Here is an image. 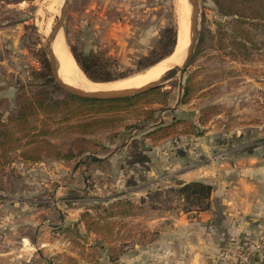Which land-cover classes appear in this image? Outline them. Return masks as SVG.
Returning <instances> with one entry per match:
<instances>
[{
  "label": "rangeland",
  "instance_id": "374dc122",
  "mask_svg": "<svg viewBox=\"0 0 264 264\" xmlns=\"http://www.w3.org/2000/svg\"><path fill=\"white\" fill-rule=\"evenodd\" d=\"M263 1L198 0L199 38L184 72L152 92L112 104L119 109L103 112L107 105H100V113L85 110L62 126L97 123L56 132L52 147L41 146L45 167L74 171L75 192L59 198L67 200L60 207L68 222L64 225L55 210L51 214V222L69 241L68 249L51 259L55 264H162L163 234L177 232L181 217H193L207 206L178 192L194 182H185L180 174L197 167V160L207 154L208 160L220 163L231 149L250 152L264 145V21L254 19L249 10L264 16ZM46 2L24 0L9 7L0 2V22L8 18L11 26L4 55L19 58L7 60L0 76L9 72L10 82L18 81L17 89L22 86L28 96L34 93L35 74L46 72V66L59 87L45 48L53 26L44 32L38 21ZM177 3L70 0L60 35L73 57V52L83 59L102 53L116 63L107 72L126 79L148 70L143 65L165 52L174 31L178 40ZM185 3L188 17L191 5ZM62 6L49 24L61 16ZM24 22L19 37L16 28ZM2 100L3 113H12L9 104L15 100ZM69 153L72 160L56 158ZM6 179L15 187L29 184L0 174V184ZM46 180L36 177L32 182L43 185ZM36 195L42 201L48 196L43 191ZM78 225L80 235L75 232Z\"/></svg>",
  "mask_w": 264,
  "mask_h": 264
},
{
  "label": "crops",
  "instance_id": "0c3cea01",
  "mask_svg": "<svg viewBox=\"0 0 264 264\" xmlns=\"http://www.w3.org/2000/svg\"><path fill=\"white\" fill-rule=\"evenodd\" d=\"M25 25L26 22L16 28L19 37ZM10 33L6 18L0 22V68L8 65L7 60H19L18 57L9 59V53L4 55L9 51ZM10 79L9 72L0 76V99H14L19 82L14 85ZM229 152L220 163L208 160L210 154H207L208 158L197 160V167L180 174L191 177L184 178L185 182L209 184L213 191L208 209L197 211L193 217H181L177 232L163 234L162 264H240L239 255L244 249L254 253L255 264H264V145L257 151L231 149ZM0 174L29 183L15 187L7 184L9 179H6L0 184V234L5 237L0 245V264H55L51 259L64 253L69 241L59 233L60 227L51 222V214L55 210L64 225L68 222L60 207L67 200L59 198L75 192L74 171L45 167L41 162L26 164L17 158L0 169ZM36 177L47 180L43 185H36L32 182ZM41 191L48 194L44 201L36 195ZM75 229L77 234L83 233L81 226ZM259 242L263 250L260 254L257 253Z\"/></svg>",
  "mask_w": 264,
  "mask_h": 264
},
{
  "label": "trees",
  "instance_id": "16d2710c",
  "mask_svg": "<svg viewBox=\"0 0 264 264\" xmlns=\"http://www.w3.org/2000/svg\"><path fill=\"white\" fill-rule=\"evenodd\" d=\"M2 1V0H0ZM7 4H16L24 0H3ZM239 1V0H227ZM249 4L255 0H245ZM220 5V2H218ZM261 3V2H260ZM264 6V1L262 2ZM251 15L255 18H260L264 21V16L259 12L256 14L251 8ZM237 10L231 12L232 15H238ZM177 45V36L174 31L172 34L165 52L156 60L144 64L143 68L148 69L156 63L163 61L167 56L173 54ZM74 58L84 72V74L93 82L96 83H109L122 79L125 76H114L107 72L111 67L116 66L114 60L106 58L102 53H91L86 58H80L74 53ZM46 72L35 74L32 89V95L25 94L23 87L17 89L15 98L12 101V113L8 112L5 115L2 111L1 104L3 101L0 99V169L10 165L14 160L19 158L23 163L34 164L41 162L43 156L40 155L41 146L52 147V136L56 132L62 130H73L76 128H86L97 123L98 120H91L88 122H79V124H70L62 126L63 123H68L75 116L81 115L85 110L88 112L100 113L103 109L100 105H107L103 112H111L119 109L118 106H113V103L120 101H130V97L113 99V100H92L77 97L71 93H63L59 87L51 80L48 66L45 67ZM105 73V74H101ZM156 90V89H154ZM154 90L148 91L152 92ZM59 93H62V95ZM147 93V92H145ZM7 103H10L8 101ZM127 106H124V109ZM84 123V124H83ZM56 158L60 160H72L71 153L65 156L56 154ZM213 191V187L209 184L202 182H192L183 185L178 192L187 193L186 198H192L199 202H207V206L202 210L209 207V198ZM120 204V203H119ZM75 263H77L75 261ZM99 264V262H91ZM78 264V263H77Z\"/></svg>",
  "mask_w": 264,
  "mask_h": 264
},
{
  "label": "bare ground",
  "instance_id": "6f19581e",
  "mask_svg": "<svg viewBox=\"0 0 264 264\" xmlns=\"http://www.w3.org/2000/svg\"><path fill=\"white\" fill-rule=\"evenodd\" d=\"M61 3L63 4L62 0H49V4H47L46 2L43 8L41 7L42 5L40 6V8L42 9L39 8L41 10V14L39 15L38 21H40V26L42 27L44 32L48 30L49 26L52 28V26L55 25L57 15H55V19L53 18L54 22L52 24L50 22L51 25L48 23L50 21L48 19L51 14H54V10L57 9L58 11L59 5L61 7ZM186 9L187 5L185 3V0H178L176 13L178 14L179 18V31L177 45L172 56L155 64L144 72L135 74L134 76L126 79L109 83H96L86 78V76L83 74V72L80 70V67L76 63L73 55L66 47L64 40L60 35L62 31L61 30L53 43V51L59 62V76L61 80L65 84L72 87L79 88L88 92H96L141 88L151 82H155L161 79L167 71L176 66H181L186 58V51H184V48H186V46L188 45L189 31V15L187 17Z\"/></svg>",
  "mask_w": 264,
  "mask_h": 264
},
{
  "label": "water",
  "instance_id": "95a60500",
  "mask_svg": "<svg viewBox=\"0 0 264 264\" xmlns=\"http://www.w3.org/2000/svg\"><path fill=\"white\" fill-rule=\"evenodd\" d=\"M189 3L191 5V10L189 12L188 45L186 46V48H184V51H186V58L181 66H176L172 68L171 70L167 71L161 79L155 82H151L141 88L115 90V91L88 92V91H84L82 89L75 88V87L65 84L59 76V62L53 51V43L57 35L63 28L65 16L69 8L70 0H64L62 4L63 6L60 11L61 16L58 18L56 24L53 26L52 31L50 35L48 36L46 45H45L46 53L49 57V64L51 67L54 81L64 91L71 93L80 98L92 99V100H113V99L133 97V96H137L145 92L159 88L161 85L165 84L167 81L175 78L178 74L184 72L185 69L188 67L189 63L191 62V59L194 55L196 44L199 38V2L198 0H189ZM86 78L90 80L87 76Z\"/></svg>",
  "mask_w": 264,
  "mask_h": 264
},
{
  "label": "built area",
  "instance_id": "2783aa9c",
  "mask_svg": "<svg viewBox=\"0 0 264 264\" xmlns=\"http://www.w3.org/2000/svg\"><path fill=\"white\" fill-rule=\"evenodd\" d=\"M4 240H5L4 235L0 234V245L3 243ZM262 251H263L262 242L261 243L259 242L257 253L260 254ZM262 257L264 259V254H262ZM239 262L240 264H255L254 253L250 249H244L243 251L240 252Z\"/></svg>",
  "mask_w": 264,
  "mask_h": 264
}]
</instances>
